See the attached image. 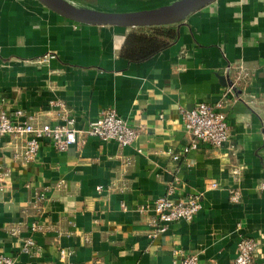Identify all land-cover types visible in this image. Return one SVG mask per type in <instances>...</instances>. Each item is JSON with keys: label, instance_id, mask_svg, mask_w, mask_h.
Instances as JSON below:
<instances>
[{"label": "crops", "instance_id": "crops-1", "mask_svg": "<svg viewBox=\"0 0 264 264\" xmlns=\"http://www.w3.org/2000/svg\"><path fill=\"white\" fill-rule=\"evenodd\" d=\"M62 1L129 15L181 0ZM169 29L165 47L145 44ZM199 103L226 114L223 146L192 148L183 112ZM103 109L137 130L132 145L80 135L57 152L40 140L26 161L22 141L0 139V254L15 264H230L245 238L264 262V0H214L178 23L128 27L0 0V112L86 130ZM169 187L176 201L200 194L202 208L149 238L153 203ZM27 239L32 254L21 250Z\"/></svg>", "mask_w": 264, "mask_h": 264}, {"label": "built area", "instance_id": "built-area-1", "mask_svg": "<svg viewBox=\"0 0 264 264\" xmlns=\"http://www.w3.org/2000/svg\"><path fill=\"white\" fill-rule=\"evenodd\" d=\"M34 120L30 117L23 122H12L8 115L0 112V139L4 136H12L22 141V157L26 161L36 156L40 140H48L57 152H65L77 143L80 135L93 136L103 142H115L120 147L132 145L138 137L137 130L112 109L101 110L98 118L91 122L86 130L75 129L72 119H67L64 126H50ZM183 122L185 131L192 138V148H195L198 143H206L219 148L229 139L226 114L222 112L220 105L213 108L208 104L199 103L193 109L183 112ZM1 181H3L2 178H0ZM211 187H216V185L212 184ZM260 188L264 190V183L260 185ZM96 190L101 192L103 187L99 186ZM231 193V200L237 202L238 193L234 191ZM173 194L174 187H169L164 196L154 201L150 221L153 231L149 234V238L166 233L169 226L175 222H191L201 210L202 196L200 194L191 195L179 201L172 198ZM36 230L38 226L32 224L31 231ZM21 250L25 254H32L33 241L25 240ZM255 250L254 240L240 239L236 247V257L230 264H256ZM60 256L65 258L68 254L65 250H60ZM0 264H15V261L11 257L0 254ZM172 264H198V259L196 256H181Z\"/></svg>", "mask_w": 264, "mask_h": 264}, {"label": "water", "instance_id": "water-1", "mask_svg": "<svg viewBox=\"0 0 264 264\" xmlns=\"http://www.w3.org/2000/svg\"><path fill=\"white\" fill-rule=\"evenodd\" d=\"M45 7L68 20L88 25L150 26L173 24L183 21L214 0H181L166 9L150 13L109 15L86 12L62 0H38Z\"/></svg>", "mask_w": 264, "mask_h": 264}, {"label": "trees", "instance_id": "trees-1", "mask_svg": "<svg viewBox=\"0 0 264 264\" xmlns=\"http://www.w3.org/2000/svg\"><path fill=\"white\" fill-rule=\"evenodd\" d=\"M173 39H174L173 31L171 29H169L168 31H166L163 34L152 35L149 39H145V42H146L145 44H147L149 48H150V46H152L151 48H154V47L155 48L156 47L163 48L166 46L167 41L173 40ZM154 44H156V45H154Z\"/></svg>", "mask_w": 264, "mask_h": 264}]
</instances>
